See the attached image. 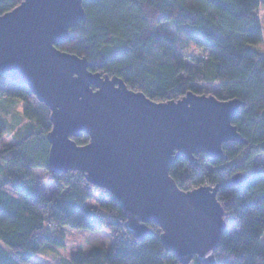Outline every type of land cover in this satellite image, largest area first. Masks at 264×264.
I'll list each match as a JSON object with an SVG mask.
<instances>
[{
	"label": "trees",
	"instance_id": "1",
	"mask_svg": "<svg viewBox=\"0 0 264 264\" xmlns=\"http://www.w3.org/2000/svg\"><path fill=\"white\" fill-rule=\"evenodd\" d=\"M20 2L0 0V16ZM82 5L84 21L55 47L87 60L89 71L120 78L129 90L159 103L177 101L188 92L242 102L231 119L245 143L223 145L222 161L210 162L200 154L192 166L178 159L168 175L184 191L226 189V197L217 194L225 231L215 264L260 259L264 264V164L256 162L264 158V54L255 49L262 30L254 14L264 8V0H82ZM0 94L23 102L26 131L20 141L0 150V264H27L44 249L64 248L66 227L105 228L112 242L76 252L62 264H178L165 252L157 226L148 224L152 235L135 240L107 191L88 184L81 173L48 170L45 136L51 125L45 105L3 75ZM5 133L0 119V138ZM73 141L83 146L89 138L81 134ZM36 169L48 172L53 182L48 197L32 183ZM235 173L247 175L239 188L229 184ZM94 193L99 195L96 207L88 204ZM189 264L200 263L194 256Z\"/></svg>",
	"mask_w": 264,
	"mask_h": 264
},
{
	"label": "water",
	"instance_id": "2",
	"mask_svg": "<svg viewBox=\"0 0 264 264\" xmlns=\"http://www.w3.org/2000/svg\"><path fill=\"white\" fill-rule=\"evenodd\" d=\"M82 0H21L0 16V75L24 85L49 110L48 170L81 173L117 201L124 229L135 240L158 227L165 252L178 264L195 256L215 264L225 231L220 187L184 191L168 175L178 159L225 160L223 145L245 143L232 125L242 102L186 93L177 101H151L123 80L88 70L83 58L56 49L84 21ZM88 136L86 145L73 139ZM247 175L235 173L231 187Z\"/></svg>",
	"mask_w": 264,
	"mask_h": 264
},
{
	"label": "rangeland",
	"instance_id": "3",
	"mask_svg": "<svg viewBox=\"0 0 264 264\" xmlns=\"http://www.w3.org/2000/svg\"><path fill=\"white\" fill-rule=\"evenodd\" d=\"M254 14L256 18L260 20L262 30V40L255 49L257 52L264 54V8L259 7ZM163 28L172 31V29L166 26ZM192 51L193 50L191 49L189 50V52ZM210 87L215 90L217 89L215 85ZM23 108V102L13 98H7L0 94V119L6 129V133L0 138V150L3 146H11L20 141L26 135V131L22 129L25 122ZM256 162L264 164V158L260 157ZM32 183H34V185L37 186L47 197L53 190V182L50 181L48 172L44 170L36 169L33 171ZM218 194L222 197H226L227 191L225 188H221ZM98 200V193H94L92 199L88 201V204L96 207L99 203ZM65 236L64 248L44 249L27 264H62L63 261L70 260L76 252L88 253L95 246L109 247L112 242V234H110V231L105 228L102 231L90 232L87 230L80 231L66 227ZM260 238L261 244L264 247V233ZM260 260H253V264H262V260ZM118 264L125 263L119 262Z\"/></svg>",
	"mask_w": 264,
	"mask_h": 264
}]
</instances>
